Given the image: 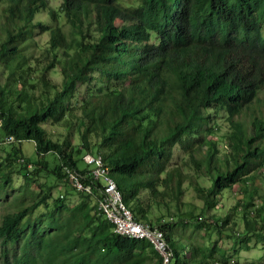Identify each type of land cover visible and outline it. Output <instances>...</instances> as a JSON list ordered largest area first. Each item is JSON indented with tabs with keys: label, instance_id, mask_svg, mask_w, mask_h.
<instances>
[{
	"label": "trees",
	"instance_id": "trees-1",
	"mask_svg": "<svg viewBox=\"0 0 264 264\" xmlns=\"http://www.w3.org/2000/svg\"><path fill=\"white\" fill-rule=\"evenodd\" d=\"M0 75V142L11 138L14 160L0 187H11L14 166L39 190L20 186L16 209L2 214L0 264H162L148 240L116 233L97 208L103 179L86 153L101 157L133 218L165 233L170 264H230L252 241L264 249V191L247 185L264 172V0H0ZM220 117L230 128L223 156L212 136ZM58 123L61 140L45 127ZM24 140L38 156L31 168ZM176 146L191 172L173 165ZM47 153L58 158L51 167ZM66 168L91 191L77 190ZM50 176L77 201L66 204V192L49 203ZM185 180L198 213L181 211ZM236 184L242 198L208 214ZM161 205L167 216L150 219ZM39 207L48 210L35 216Z\"/></svg>",
	"mask_w": 264,
	"mask_h": 264
},
{
	"label": "rangeland",
	"instance_id": "rangeland-1",
	"mask_svg": "<svg viewBox=\"0 0 264 264\" xmlns=\"http://www.w3.org/2000/svg\"><path fill=\"white\" fill-rule=\"evenodd\" d=\"M60 2V0H50V3L52 5H58ZM44 19H46V15H44ZM47 37L48 34L44 33L41 34L38 31L35 32L34 34V40L37 42V44L40 45V47H46L48 44L47 41ZM39 56V50L36 47V50L34 52V56L31 59L30 63L31 64H40V63H34L35 58ZM48 77L51 80L57 81L60 79V75H59V71L55 70V71H49ZM0 82H3V78L2 75H0ZM260 98L262 100H260L261 103H264V89L260 92ZM222 114V113H220ZM219 125H215V128H219L212 136L214 138H218V148L221 150V156H223L224 154V150L226 148V145L224 144L223 141V137L226 136V134L229 131V126L225 120L224 117H220V119L218 120ZM45 127L48 129L49 135L53 138V139H59L61 140L63 138L65 131V128L62 124H45ZM72 139V143L73 144H77L78 143V138L76 136V132L73 131V134L71 136ZM10 139H6L4 142H0V185L3 182L2 181V175L1 173L6 171L8 166L13 165L14 160H7L5 157L9 151L8 149V142H10ZM21 148L23 150V152L25 153V155L28 157V162H27V167L29 168L30 164L36 162L38 156L35 154L34 151V145L33 142L31 140H24L21 142ZM94 153V151H92ZM81 155H83V151H81L79 153L78 156V160H77V164L78 166H84L85 163L82 161V159L80 158ZM173 165L174 166H178L182 172L187 173V172H191L190 169L187 167V165H185V163H188V159H189V155L185 152H183L181 149H178V147H175L174 150V154H173ZM13 159V158H12ZM45 159L48 160L49 163V167L53 166L57 161L58 158L55 154L52 153H47L45 155ZM17 165V164H16ZM34 165V164H33ZM33 166H30V168ZM12 170L13 172L11 173V179L9 182L11 184V187L8 188V190H4L2 189V187H0V219L3 213L7 212V211H12L14 209H16V205H17V200H18V193H19V188L22 185H26L29 186V190H33V191H37L38 188L36 187V180H34L32 178V174L29 177H24L23 176V172H17L14 168V166H12ZM193 175H195V173H192ZM41 179H39L40 181ZM49 183L50 182H55V184H57V186L55 188H51L50 193H49V198L48 200L49 203L52 202V200L60 195V193H63V195L65 196L66 192V197H65V203L70 205V201H77V198L75 195H73L72 192H74L73 189H71V187L69 185H65L63 182H59L56 181L52 176L49 177L48 179ZM197 181L205 184V185H209L208 180L204 181L202 180V177H197ZM247 185L249 187H253L257 189L258 193H262L264 191V172H257L256 176H255V180L254 179H250V182H247ZM67 186V187H66ZM183 186V195L180 199V202H182L180 204V208L181 211H187V210H192L194 213H198L200 211V208L202 206V202L201 200L196 196V194L194 193V190L191 187V184L189 183L188 180H185L182 184ZM67 188V189H66ZM39 191V190H38ZM242 191L240 188V185L236 184L234 185L231 189H226L222 192L221 196H220V202L218 204V208L217 209H210L208 211V214H217L220 215L223 212H226L228 210L231 209L232 205H234V203L236 202L237 199H241L242 198ZM90 201L91 198H90ZM255 201L259 202V198L258 195L256 194L255 196ZM161 203H163V201H161ZM221 205H223V207L219 208ZM46 210H48L46 207H39L38 209H36L34 211L35 216H37L38 214L44 213ZM174 208H171V210L169 212H173ZM151 212V218L150 219H154L157 216H167V215H162V214H166L167 213V209L164 206H160V208H151L150 210ZM235 220L237 222V225L235 226V229H241L242 228V224L239 223L238 219H236L235 217H231L229 220V225H231L232 221ZM204 232V231H203ZM212 239H217V241L219 242V244L225 248H227L230 245V239H226V237L220 238L216 233H213L212 235ZM238 260V264H264V249H263V245L261 243L258 242H254L252 241L250 243V249L249 250H240L236 256H234L231 259L230 264H235V260Z\"/></svg>",
	"mask_w": 264,
	"mask_h": 264
},
{
	"label": "built area",
	"instance_id": "built-area-1",
	"mask_svg": "<svg viewBox=\"0 0 264 264\" xmlns=\"http://www.w3.org/2000/svg\"><path fill=\"white\" fill-rule=\"evenodd\" d=\"M9 139L11 140L10 137ZM83 160L87 163H95L94 174L97 177L102 176L103 188L101 197L97 200V208L102 210L111 222H113L115 225L113 228L114 231L130 237L148 240L160 255L162 264H170L172 252L167 244L165 233L156 226H152L149 222H139L133 218L130 209L122 201L121 193L115 180L109 175L108 168L102 165L100 156H93L86 153L83 156ZM66 171L71 178V184L77 190L91 191V186L82 185L72 170L66 168Z\"/></svg>",
	"mask_w": 264,
	"mask_h": 264
}]
</instances>
